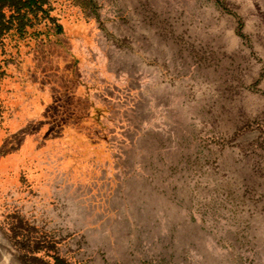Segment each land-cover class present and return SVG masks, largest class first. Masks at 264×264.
<instances>
[{
  "label": "rangeland",
  "instance_id": "374dc122",
  "mask_svg": "<svg viewBox=\"0 0 264 264\" xmlns=\"http://www.w3.org/2000/svg\"><path fill=\"white\" fill-rule=\"evenodd\" d=\"M49 3L0 36V264H264V0Z\"/></svg>",
  "mask_w": 264,
  "mask_h": 264
},
{
  "label": "trees",
  "instance_id": "16d2710c",
  "mask_svg": "<svg viewBox=\"0 0 264 264\" xmlns=\"http://www.w3.org/2000/svg\"><path fill=\"white\" fill-rule=\"evenodd\" d=\"M51 10L49 0H0V36L11 35L20 43L60 35L62 27L50 16Z\"/></svg>",
  "mask_w": 264,
  "mask_h": 264
},
{
  "label": "crops",
  "instance_id": "0c3cea01",
  "mask_svg": "<svg viewBox=\"0 0 264 264\" xmlns=\"http://www.w3.org/2000/svg\"><path fill=\"white\" fill-rule=\"evenodd\" d=\"M106 158V160H108V156H104ZM99 157L96 154H92L91 156H89L87 159L83 160L86 161L88 163H95V162H99ZM102 160H104V158H102Z\"/></svg>",
  "mask_w": 264,
  "mask_h": 264
}]
</instances>
